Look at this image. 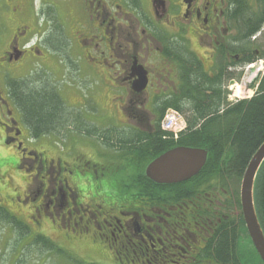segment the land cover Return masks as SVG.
<instances>
[{"label":"flooded vegetation","instance_id":"obj_1","mask_svg":"<svg viewBox=\"0 0 264 264\" xmlns=\"http://www.w3.org/2000/svg\"><path fill=\"white\" fill-rule=\"evenodd\" d=\"M55 56L80 91L104 100L112 139L102 136L96 149L63 134L76 123L33 138L18 108L16 88L54 70ZM263 60L264 0H0V170L25 174L0 208L36 236L99 260L109 250L121 264H242L236 246L249 257L253 245L242 181L224 172L157 183L147 167L181 146L148 139L174 107L228 132L242 101L237 85L249 93L257 83H245L243 67ZM77 91L65 88L64 97Z\"/></svg>","mask_w":264,"mask_h":264},{"label":"trees","instance_id":"obj_2","mask_svg":"<svg viewBox=\"0 0 264 264\" xmlns=\"http://www.w3.org/2000/svg\"><path fill=\"white\" fill-rule=\"evenodd\" d=\"M37 81L35 83L29 82L26 88H16L18 108L22 110L24 121L33 138L52 135L62 125L70 123H76V129H85L89 134H97L95 130L89 129L83 120L81 121L80 113L72 111L75 113L72 114L71 110L67 108L62 95L47 73H43ZM20 92L22 93L20 94ZM162 118L163 115L159 117V125ZM205 118H207L206 115L189 117V129L177 141L163 140L164 134L159 129V133L152 138L150 137L148 143H177L181 147L206 150L208 153L207 162L198 177L205 181H212L215 178L218 179L219 177L216 175L221 173L235 172L237 183L240 184L250 160L264 143V77L258 87L257 95L252 100H244L235 105L233 110L234 126L228 132L222 128V122L216 121L217 119L201 124ZM224 124H226L225 127L228 126L227 117H225ZM105 138L111 140L112 137L107 133ZM140 138L142 142L147 140L141 134ZM224 182L227 181L224 180ZM263 193L264 163L255 184V203L262 228L264 227L262 218L264 210ZM0 221L12 226L22 236L30 231L13 214L9 215L1 208ZM242 224L245 227L243 220ZM32 246H37L56 255H64L69 264H85L73 255L67 254L50 238L35 236ZM235 253L236 257L239 254L242 264H263L253 245L250 259L244 254L241 244L236 246Z\"/></svg>","mask_w":264,"mask_h":264},{"label":"rangeland","instance_id":"obj_3","mask_svg":"<svg viewBox=\"0 0 264 264\" xmlns=\"http://www.w3.org/2000/svg\"><path fill=\"white\" fill-rule=\"evenodd\" d=\"M53 59L55 60L56 67L54 70L46 69L49 72L48 74L55 80L54 82L58 86L59 91L63 97V90L65 88H68L72 91H79L81 96L78 95L79 93H75L70 95V97L68 98L69 100H66L67 97H64V99L68 106L75 107V110H77L78 113H82L83 117L87 120L88 125L86 126H89V129H93L97 132V134H89L85 130H73L67 128L63 134H68V136L70 137L77 136V141L79 143L84 146H89L92 149H96V144L100 145L97 142L102 139V136H107V133L105 134L104 132L105 123H110V121H107L106 118L101 115L102 110L100 108L104 106V100L102 99L97 101L86 92H82L84 90L83 86L85 85L80 84L73 79L74 77L70 72V69L68 70L66 68L68 66V63H64L63 59L60 56H55L53 57ZM253 69L258 72L257 68ZM245 76V83L248 86L255 83L256 79L253 72L249 71ZM244 88V85H242L241 83L236 87V94L241 97L240 99H244L255 92L254 87L250 88L249 93L244 92ZM82 99L86 102L85 107L81 105V102H83ZM99 104L101 105L99 106ZM90 148L81 147L80 150L83 149L85 152H89ZM92 149L89 155L93 157V153L95 152ZM4 165H7V162H2V160L0 159V168ZM13 172L14 171L10 170L7 172L0 170V187L3 188L4 186V189L0 190V198H2L5 193L11 196H15V194L19 192L18 188L19 185H21L22 179H24L23 177L25 176V174L21 173L19 179H16L14 177L12 179L11 176ZM35 236L36 233L32 230L22 236L21 233H19L12 226L7 227V225H4V223L0 221V264H69L64 255H56L55 253L46 252L37 246H32V242ZM52 241L56 243L57 246L64 250L67 254L73 255L85 264H121L114 260L112 253L109 250V259L99 260L95 257H92L86 252L79 253V251L76 249L75 251H71L70 248L67 247V245H64L61 241ZM74 252H76V254ZM247 258L250 259V256L248 257V254Z\"/></svg>","mask_w":264,"mask_h":264},{"label":"water","instance_id":"obj_4","mask_svg":"<svg viewBox=\"0 0 264 264\" xmlns=\"http://www.w3.org/2000/svg\"><path fill=\"white\" fill-rule=\"evenodd\" d=\"M206 150L179 147L155 159L147 167V176L157 183L175 184L197 176L206 164ZM264 163V143L250 160L242 180L241 203L251 241L264 263V233L256 213L254 189Z\"/></svg>","mask_w":264,"mask_h":264},{"label":"built area","instance_id":"obj_5","mask_svg":"<svg viewBox=\"0 0 264 264\" xmlns=\"http://www.w3.org/2000/svg\"><path fill=\"white\" fill-rule=\"evenodd\" d=\"M162 129L177 134L185 129L184 118L176 112H169L162 122Z\"/></svg>","mask_w":264,"mask_h":264}]
</instances>
